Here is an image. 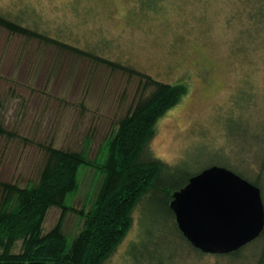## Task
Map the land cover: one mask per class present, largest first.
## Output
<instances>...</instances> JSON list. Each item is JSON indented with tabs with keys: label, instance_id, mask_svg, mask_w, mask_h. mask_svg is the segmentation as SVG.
<instances>
[{
	"label": "rangeland",
	"instance_id": "obj_1",
	"mask_svg": "<svg viewBox=\"0 0 264 264\" xmlns=\"http://www.w3.org/2000/svg\"><path fill=\"white\" fill-rule=\"evenodd\" d=\"M258 10L264 0H0L3 17L89 54L0 27V122L16 134L0 136V181L35 183L44 144L96 155L141 90L136 75L97 56L185 83L187 93L158 120L150 150L169 164L184 163L188 173L214 164L257 180L264 204V14ZM100 182L101 175L84 169L70 204L88 208ZM143 209L135 208L130 231L104 264L259 263L262 235L233 253L202 254L171 222L162 228L152 204ZM59 213L48 210L43 232ZM80 226L76 214L65 215L69 238ZM147 228L151 237L138 245Z\"/></svg>",
	"mask_w": 264,
	"mask_h": 264
},
{
	"label": "trees",
	"instance_id": "obj_2",
	"mask_svg": "<svg viewBox=\"0 0 264 264\" xmlns=\"http://www.w3.org/2000/svg\"><path fill=\"white\" fill-rule=\"evenodd\" d=\"M263 14L264 10H258L259 17ZM0 27L73 53L89 55L2 15ZM95 59L128 75H136L141 86L139 95L117 120L93 158L88 156L86 149L73 151L48 143L42 145L46 159L35 183L21 187L0 181V264H104L130 231L133 212L141 204L143 211H148V204H152L160 213L161 227L171 222L170 227L177 235L201 253L180 232L169 206L173 193L201 170L188 173L184 163L169 164L157 158L149 148L158 120L180 101L188 86L183 82L159 81L102 57ZM0 136L14 137L16 134L0 122ZM84 169H93L101 175V182L90 206L76 209L69 200L79 189ZM234 172L245 178L240 172ZM250 182L261 189L257 180ZM51 207L60 210L59 217L43 232V222ZM70 212L81 220L80 229L72 238L62 228L63 219ZM146 232V238L138 245L151 237L148 228ZM260 235L264 236V227ZM17 241H20V250L14 252ZM136 248L137 245L131 246V250Z\"/></svg>",
	"mask_w": 264,
	"mask_h": 264
},
{
	"label": "water",
	"instance_id": "obj_3",
	"mask_svg": "<svg viewBox=\"0 0 264 264\" xmlns=\"http://www.w3.org/2000/svg\"><path fill=\"white\" fill-rule=\"evenodd\" d=\"M172 196L178 229L203 253L234 252L263 230L260 188L224 166L202 169Z\"/></svg>",
	"mask_w": 264,
	"mask_h": 264
},
{
	"label": "flooded vegetation",
	"instance_id": "obj_4",
	"mask_svg": "<svg viewBox=\"0 0 264 264\" xmlns=\"http://www.w3.org/2000/svg\"><path fill=\"white\" fill-rule=\"evenodd\" d=\"M264 227V226H263ZM262 233V232H261ZM261 256H260V258H259V263L258 264H261L262 263V261H263V259H264V247H263V250H262V252H261V254H260Z\"/></svg>",
	"mask_w": 264,
	"mask_h": 264
}]
</instances>
